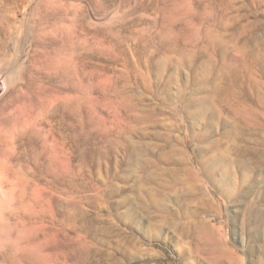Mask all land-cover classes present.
I'll return each mask as SVG.
<instances>
[{"label": "rangeland", "instance_id": "rangeland-1", "mask_svg": "<svg viewBox=\"0 0 264 264\" xmlns=\"http://www.w3.org/2000/svg\"><path fill=\"white\" fill-rule=\"evenodd\" d=\"M0 264H264V0H0Z\"/></svg>", "mask_w": 264, "mask_h": 264}, {"label": "bare ground", "instance_id": "bare-ground-1", "mask_svg": "<svg viewBox=\"0 0 264 264\" xmlns=\"http://www.w3.org/2000/svg\"><path fill=\"white\" fill-rule=\"evenodd\" d=\"M2 7H4L3 5H1ZM224 165V164H223ZM213 168H214V170L216 171L217 170V168H218V164L217 163H214L213 165ZM226 169H228V168H226ZM225 171V170H224ZM185 175H186V177L188 178L186 181H185V179L183 178V176L180 174V173H177V176L173 179V181L175 182V183H177V184H185V185H188V189H189V191H190V194H191V196H193V197H195V196H197V194H196V192H195V190H198L199 188H197V186H194V184L193 185H189V184H191V182H195V178H194V176H193V173H192V171L190 170V169H186V173H185ZM225 175H223L222 177H224ZM228 176V175H227ZM221 177V178H222ZM220 178V179H221ZM224 179H226V178H224ZM221 180H223V179H221ZM228 182V181H227ZM188 183V184H187ZM228 186H229V184H228ZM199 195H201V196H203V194L201 193V194H199ZM203 201H205V203H206V200H205V198H204V196H203ZM210 207L208 206V205H204L203 207H201L200 209H197L196 210V212H198V213H205L206 211H209L210 209H209ZM129 212V211H128ZM131 213V212H130ZM134 213V212H133Z\"/></svg>", "mask_w": 264, "mask_h": 264}]
</instances>
